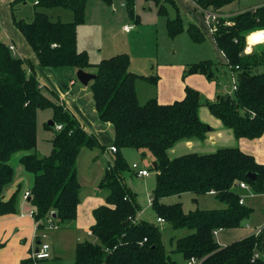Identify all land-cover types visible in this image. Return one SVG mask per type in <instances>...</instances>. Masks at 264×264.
I'll return each mask as SVG.
<instances>
[{
	"label": "trees",
	"instance_id": "16d2710c",
	"mask_svg": "<svg viewBox=\"0 0 264 264\" xmlns=\"http://www.w3.org/2000/svg\"><path fill=\"white\" fill-rule=\"evenodd\" d=\"M88 1L36 0L37 9H42L36 10L31 20L14 17L40 66L96 68V78L90 82L96 111L100 120L111 123L115 131V158L100 182L108 195L105 203L94 210L96 221L91 227L96 240L78 243L75 264H182L167 252L157 223L135 219L140 208L136 194L125 182L124 173L131 170V165L124 157V148L150 154L157 162L152 167L156 172L152 208L173 228L188 230L176 241V251L186 261L195 256L202 264H264L262 258L255 257L259 242L256 234L226 246L218 242L215 234L219 229L240 227L251 216L253 209L240 203L237 185L245 181L263 192L264 163L239 147H222L210 153L189 152L174 158L168 153L181 140L206 137L210 126L200 117L203 105L224 126L233 129L237 138L257 139L264 135V45L257 46L251 54L244 53L247 33L264 28V5L225 17L219 11L236 0H196L199 8L218 14L213 35L228 64L222 71L224 66L212 59L200 60L191 63L185 75L203 74L221 86V75L235 74L237 88L233 92L204 101L198 89L187 85L183 98L171 103H162L156 97L141 103L136 82L148 76L131 70L128 53L93 63L88 51L78 48L77 29L85 21ZM128 4L133 13L135 0H128ZM162 5L160 12L166 9ZM53 7L72 10L74 19H53L46 11ZM167 30L173 38L185 30L195 42L206 38L196 23L185 27L179 11L174 18L167 19ZM48 109L52 110L50 118L54 124L46 122L45 128L54 134L51 152L43 156L36 151L38 113ZM58 124L63 127L57 129ZM98 146L104 148L60 95L41 83L32 59L14 54L0 40V217L18 209L20 190L5 198L4 189L14 180L11 159L20 152L21 163L34 174L29 196L38 227L45 228L50 217L55 226L75 220L81 195L78 158L84 149ZM249 173L256 177H249ZM212 191L224 207L186 212L182 202L164 201L183 193L199 196Z\"/></svg>",
	"mask_w": 264,
	"mask_h": 264
},
{
	"label": "rangeland",
	"instance_id": "374dc122",
	"mask_svg": "<svg viewBox=\"0 0 264 264\" xmlns=\"http://www.w3.org/2000/svg\"><path fill=\"white\" fill-rule=\"evenodd\" d=\"M12 1L15 2L14 5L10 0L8 3L1 4V6L3 5V11L0 12V17L2 18V14H5L4 17L6 18L3 21V28L1 27L0 29V40H7L9 35L18 45L28 48L30 45L14 23L13 15L17 19L26 18L27 20H31L35 15V11L42 8L38 7L37 9L34 5V0H28L27 3L23 0ZM263 1L236 0L227 5L225 10L237 13ZM175 2L176 4L172 0H161V3L157 4L155 0H135L134 11L137 14L135 15V19L138 16L141 22V30L138 33H133L127 32L130 31L129 29L127 31L124 30L123 26L126 23H134V17L130 15L128 0H113L110 4L106 0H89L85 13L89 16L90 21L78 25V48L87 49L90 59L95 62L102 59L103 56L107 57L110 54L128 53L131 59L130 67L133 66L140 73L148 76L146 79H140L137 82V90L141 103H144L150 96L155 95H158L162 99H173L174 97L181 96L183 80L187 76L189 77L187 81L196 85V89L201 92L204 101H214L217 98L218 87L220 88H218L220 94L226 93L225 86H230L229 89L232 87V74L230 73L227 77L225 74L220 76L221 86H218L215 81H210L203 74L194 73L185 75L186 68L194 61L212 59L218 65L223 64L220 63V49L215 42L211 24L207 19L206 13L196 5V0H175ZM122 3H126L125 6H121ZM161 4L166 8L165 11L162 9L163 12L159 11ZM46 11L53 19H61L62 21L74 19L73 11L68 8L53 7ZM178 11L184 18L185 27L190 22H195L205 34V40L195 42L187 30L174 38L169 35L167 19L174 18ZM190 12L193 19L189 14ZM135 27L138 28L137 25ZM68 69V67H59L57 68V73H54L57 75L54 76L51 73V69L41 66L38 67L37 74L54 89H56L57 85L60 87L62 84L69 88L71 78ZM75 78L77 79V83L72 86V93L70 95L72 97V104L76 107L74 109L84 119L89 129L93 130L97 135L99 134L100 139L108 141L113 133L110 125L102 122L97 116L92 89L78 80L77 73ZM179 83L180 88H174ZM60 88L61 91L65 89ZM173 94L174 96H172ZM51 112L52 110L48 109L40 110L38 113V144L36 151L43 156L49 154L52 149L51 139L54 133L52 130L45 128V123L51 120ZM101 149V147L87 148L79 158L78 179L82 186L83 201L86 198H96V196L102 193H108L107 189L99 187L98 182L105 168L108 167V163L114 161L115 155L114 152L110 155L112 151H109V149L104 154ZM123 152L129 164L135 161L140 167H148L150 171H154L152 169L154 162L152 155L143 156L140 151L132 148H128ZM13 162L19 164L23 174L27 173L20 160L17 162L14 160ZM14 163L15 173L18 174L19 170ZM130 172L131 170L126 171L124 174L129 180L128 183H131L137 189L136 191H139L140 203L142 204V208H144L147 205V200L145 201L144 199L147 198L148 192L153 194V185L156 181L154 173L149 179H143L131 175ZM176 196V201L182 200L183 208L186 212L197 208H219L221 205L223 207L225 205L216 197L210 195L199 197L197 203L188 198L187 195ZM256 200L261 201L259 207H262L264 210V197H258L254 201ZM141 218L155 221L156 213L154 209L150 208L142 214ZM167 224L168 229L162 231L166 250L174 260L185 264L186 260L182 253L176 251V239L187 234L188 230L186 228H173L171 224ZM48 229V236L45 238V242H48L52 246L51 249H55V253L64 251L59 264H74L75 244L73 236L79 233H81V237L86 236V229L84 227H74L73 225L68 228L56 227ZM65 232L67 233L65 234ZM68 233L70 234L68 235ZM86 237L90 239L94 238V236L88 235ZM172 237L175 240H172ZM54 259L50 260L53 261ZM46 263L47 261L43 264Z\"/></svg>",
	"mask_w": 264,
	"mask_h": 264
},
{
	"label": "crops",
	"instance_id": "0c3cea01",
	"mask_svg": "<svg viewBox=\"0 0 264 264\" xmlns=\"http://www.w3.org/2000/svg\"><path fill=\"white\" fill-rule=\"evenodd\" d=\"M8 1L9 0H0V12L3 11V9H2L3 5L1 6V4H4L5 2L8 3ZM23 1H25V3H27L28 0H23ZM10 2H12L13 5L15 4V2L12 0H10ZM35 3H36V0H34V5L36 7ZM173 3L176 4L175 0H173ZM124 4H126V3H122L121 6H125ZM13 5H12V8H13ZM260 5H264V1L260 4L253 5L251 8H248V9H245L242 11L255 9ZM225 7L219 11L220 14L224 15L225 17H229V16H232V15H235L237 13L242 12V11H239L237 13H232V12L226 11ZM113 9L116 10L115 7H113ZM13 13H14V11H13ZM189 14L191 15V18L193 19L192 13L190 12ZM130 15L132 17H134V20H133L134 23L124 24L123 25L124 30L127 31L126 26H133V28L129 29L130 31H127V32L138 33L141 30V28H140L141 22H140L138 16L135 19V15H137V14H135V11L133 13H131V11H130ZM2 16L4 17L5 14H2ZM13 17H15V16L13 15ZM2 18L0 17V29H1V27L3 28V25H4L3 21L5 20L6 17H4L3 19ZM24 19H26V18H24ZM89 21H90V18L86 14L85 21L83 23L85 24ZM14 23H15V21H14ZM135 23H137L136 25L138 26V28L135 27L136 26ZM4 42H6L8 45L14 44L16 47V54H18L19 56H21L23 58L32 59L37 70H38V67H41L39 65L38 57L36 56V54L33 51L30 44H29L30 46H28V48H23L22 45H18L16 43V41L12 37H10L9 35L7 37V40L4 39ZM77 46H78V41H77ZM80 50H87V49H80ZM115 54H118V53L107 55V57L113 56ZM220 54H221L220 63L224 65V67H222V71H225V69H227L226 65L228 64V59L222 50H220ZM107 57L103 56L102 59L107 58ZM102 59L98 60L97 62L101 61ZM92 62L97 63L95 61H92ZM63 67L69 68L68 73H69L70 78H71L69 88H67L66 85L62 84L60 87H62L63 89L65 88L66 90L64 89V91H61V88L58 85L56 86V89H54L47 81H44L42 77L38 76L41 83L46 84L47 86H50L52 89H54V91L57 94L60 95V98L63 99L64 102L68 105V107L77 115V117L82 121V123L85 125V127L90 132H92L98 138L101 145L104 146V148L101 147L102 148L101 151L104 154L106 153L107 149H109V151H111L110 147L114 145V140H115V131H114L113 125L111 123L105 122V123L110 125V127H111L110 129L112 130V133H113L111 135V138L108 141H104V140L100 139L99 134L97 135L93 130L89 129L86 126L84 119H82V117L74 109L75 105L72 104V100H71L72 97L70 96L72 93V86H74L77 83V79L75 77H76V73H77L78 69H76L75 67H71V66H63ZM47 68L51 69L52 70L51 73L54 74V73H57V71H58L57 68H59V67H47ZM85 70H88L90 72L95 73L96 68L92 67V68H88ZM131 70H133L134 72L140 73L133 66L131 67ZM140 74L146 75L144 73H140ZM56 75L57 74H54V76H56ZM140 79L143 80L144 78H140ZM140 79H138V80H140ZM187 79H189L188 76L185 77L183 80L184 82H183V90L181 91L182 92L181 96L176 97V98L174 97L173 99H162L158 95L157 96L155 95V96H150L148 99L156 97L162 103H171L175 100L183 98V96L185 94V87L187 85L193 86L196 88V85L189 83L187 81ZM138 80H137V82H138ZM137 82H136V88H137ZM87 86H90V83ZM174 88H176V89L180 88V83L177 84L176 86H174ZM218 88H217V96L220 94L219 93L220 91H218ZM137 94H138V90H137ZM221 94H223V93H221ZM172 96H174V94ZM138 99L141 102L139 95H138ZM94 105H95V102H94ZM95 110H96V107H95ZM96 113H97V111H96ZM199 113H200L201 119L210 126V129L206 133V137L204 139L181 140V141L177 142L168 151L169 156L171 158H174V157H177V156L183 155L185 153H189V152L210 153V152H214L217 149L222 148V147H239L243 151L254 155L258 162L264 163V135L260 138H257V139H247V138H241L240 139V138H237L234 134L233 129L227 128L226 126H224L221 119H219L214 114H212V112L210 111L208 106H205V105L201 106ZM97 116H98V113H97ZM98 118H99V116H98ZM102 122H104V121H102ZM98 147L100 148V146H98ZM86 149H84L82 151L80 156L84 153V151ZM127 149L128 148H124L123 151H126ZM111 154H113V152L112 153L110 152V155ZM123 154H124V152H123ZM142 155L146 156L145 153H143ZM21 156H22V154L20 152L16 153L11 159L12 165L14 163L13 161L15 160L17 162L18 160L21 159ZM80 156H79V158H80ZM124 157H125V154H124ZM79 158H78V161H79ZM153 160H154V158H153ZM112 163L113 162H109L108 167L105 168V171H104L102 177L100 178V180L98 182L99 187H100V182L105 175L106 169L111 167ZM133 163H136V162L134 161V162H132V164ZM14 164H16V163H14ZM132 164H130V165L132 166ZM15 166H16V168H18L19 173L18 174L15 173L13 182L5 187L4 196H5V198H10L12 196V194H14L16 191L20 190L19 195H18V204H17L18 209H17L16 213L0 217V264H23L25 261H29V260L30 261L27 264H43L46 261H47L46 264H59L60 261L62 260L61 256H62L64 251L63 252L59 251L58 253H55L54 248L50 249L51 256L49 258H45V259H35L33 256L34 252L38 250L41 243L45 242V238L48 236L47 229L49 228L48 230H50V229L56 228V227L68 228V227H71L73 225L74 227H78V228L84 227L86 229V232H87L86 236L87 235L91 236V237L94 236L92 233V230H91V227L93 226V224L96 221L95 216H94V210L97 207H99L100 205L105 203V201H106L105 199H106L108 193H102L99 196H96V198H88V199L86 198L83 201V198H82L83 197V191H82V186H81L80 203L78 205V211H77L76 219L73 221L67 222L63 225H59V226L56 225L55 227H51L50 224L48 223L45 226V228H39L36 221H35V218H34V208H33V205L30 201V196L27 198L25 197L26 192L31 191V189L34 185V174H32L31 172H28L26 169L25 170L27 173L23 174L22 173L23 171H22L21 167L19 166V164H16ZM142 168L148 169L150 174L148 176H138L131 169V172H130L131 175L138 176L139 178H143V179H147V178L149 179L151 177V175L154 173L153 175L156 179V172L155 171L152 172V171H150V169L148 167H144V166ZM14 169H15V167H14ZM124 178H125L126 184L136 194V199H137V203L139 205L140 210H142L144 213L145 211L149 210L150 208L153 209L152 205H149V202H148L149 196L153 197V194H150L148 192L147 198L144 199L145 201L147 200V205L144 208H142V204L140 203L141 198L138 195L139 191H136L137 189H135V187L131 183L130 184L128 183L129 180H128L127 176H125ZM155 184H156V181L154 182V185H153L154 187H155ZM238 189H239L240 194L244 196V204L248 207H251L253 209V212L249 218L245 219V221L242 223V225L240 227L217 230L215 232L216 238L222 246H226L227 244H230L233 241L242 239V238H244L248 235H251V234H256V236L259 239V242L257 244L256 254L259 255V258H262L264 260V210L262 207H259L261 201L260 202L258 200L254 201L258 197L263 196L262 193L264 191L258 192L256 190H254L252 187H250V189H245V188H238ZM181 195H187V197L191 198L195 203H197L199 201V197H201V196L206 197V196L210 195V196L217 198L216 192H209L207 194L199 195V196H196L192 193H183ZM181 195H179V196H181ZM176 200H177L176 195L164 198V201L169 202V203L178 202ZM179 201L182 202V200H179ZM221 207H223V205H221L219 208H221ZM206 209H214V208H206ZM153 222L157 223L160 226L162 231L164 229L165 230L168 229L166 224L169 222H167V221L159 222L157 214H156V220ZM66 233L67 232H65V234ZM69 234L70 233H68V235ZM44 235H46V236H44ZM86 236L81 237V233H79L77 235L74 234V236H73V242L75 244L74 264H75L76 248H77L78 243L86 241V240H96L95 236L93 239H90ZM172 240H175L174 237H172ZM176 241H177V239H176ZM51 248H52V246H51ZM52 257L55 258L53 261L50 260V259H53ZM187 262H188V260L186 261L185 264H187Z\"/></svg>",
	"mask_w": 264,
	"mask_h": 264
},
{
	"label": "built area",
	"instance_id": "2783aa9c",
	"mask_svg": "<svg viewBox=\"0 0 264 264\" xmlns=\"http://www.w3.org/2000/svg\"><path fill=\"white\" fill-rule=\"evenodd\" d=\"M200 9L206 13L207 19H208L209 23L211 24V28H212V30H214L212 23L217 22L218 14L214 11H210L207 9H202V8H200ZM131 28H133V26H126V29H131ZM245 40H246V45L244 48V53L245 54L253 53L257 46L264 45V28H258V29H254V30L249 31L246 35ZM9 48L14 52V54H16V47L14 44H9ZM238 67L239 66H237V68ZM232 81H233L232 87L229 89L230 86H225V89L227 90L225 92H233L237 88V77L235 74H232ZM62 127H63L62 124L57 125V129H61ZM110 150L115 153L117 151V148L115 145H113L110 147ZM131 169L138 176H148L150 174L148 169L140 167L137 162L132 164ZM237 186H238V188H245V189H250V187H251L250 184L245 182V181L240 182ZM212 192H214V191H212ZM29 195H30V193L26 192L25 197L27 198V197H29ZM262 195L264 197V192L262 193ZM148 202H149V205L153 204V197L152 196H149ZM240 203L244 204V196L243 195H240ZM142 214H143V211L139 210L135 219H141ZM158 221L159 222H165L166 220L162 217H158ZM48 223L50 224L51 227H55V225L53 224V222L51 220V217H50ZM44 236H46V235H44ZM146 240H147V238H145L140 243L143 244V242ZM50 249H51L50 244L48 242H43L39 246L38 250L34 252L33 256L35 259L49 258L51 256ZM255 257L258 258L259 255L255 254ZM187 264H202V260L193 256L188 260Z\"/></svg>",
	"mask_w": 264,
	"mask_h": 264
},
{
	"label": "water",
	"instance_id": "95a60500",
	"mask_svg": "<svg viewBox=\"0 0 264 264\" xmlns=\"http://www.w3.org/2000/svg\"><path fill=\"white\" fill-rule=\"evenodd\" d=\"M77 78L82 84L88 85L93 79L96 78V73L90 72V71L85 70V69H78L77 70ZM49 123L54 124L53 120H50ZM153 166H155V167L157 166L156 161L153 162ZM249 177L255 178L256 174L255 173H249ZM54 216H55V214H54Z\"/></svg>",
	"mask_w": 264,
	"mask_h": 264
}]
</instances>
